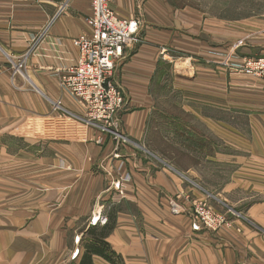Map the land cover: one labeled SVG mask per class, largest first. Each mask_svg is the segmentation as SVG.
Segmentation results:
<instances>
[{
    "label": "crops",
    "instance_id": "0c3cea01",
    "mask_svg": "<svg viewBox=\"0 0 264 264\" xmlns=\"http://www.w3.org/2000/svg\"><path fill=\"white\" fill-rule=\"evenodd\" d=\"M111 2L140 21L112 77L127 100L125 141L86 122L60 86L78 59L73 39L91 31L92 0H0V264H80L101 237L115 260L93 255L94 264H264V78L240 73L246 57L264 55V13L223 19L198 0ZM170 92L193 122L181 130L161 124L179 115ZM178 130L185 142L170 136ZM162 142L180 156L162 155ZM202 200L232 227L195 221ZM98 214L108 224L91 226Z\"/></svg>",
    "mask_w": 264,
    "mask_h": 264
},
{
    "label": "built area",
    "instance_id": "2783aa9c",
    "mask_svg": "<svg viewBox=\"0 0 264 264\" xmlns=\"http://www.w3.org/2000/svg\"><path fill=\"white\" fill-rule=\"evenodd\" d=\"M87 23L91 31L73 39V45L78 49V59L61 73L60 86L81 102L86 122L97 126L103 133H111L117 140L125 141L117 127L118 115L126 107L127 100L112 77L116 61L138 35L140 21L137 18L120 17L112 7L111 0H92V13ZM23 66V62L17 63L15 70L20 71ZM240 73L264 78V56L246 57ZM113 186L120 196H125L122 178ZM171 205L175 213L183 210L176 201H172ZM192 217L210 231L232 227L229 216L207 200L197 201L193 205ZM108 221L103 214L93 215L90 225H106Z\"/></svg>",
    "mask_w": 264,
    "mask_h": 264
},
{
    "label": "rangeland",
    "instance_id": "374dc122",
    "mask_svg": "<svg viewBox=\"0 0 264 264\" xmlns=\"http://www.w3.org/2000/svg\"><path fill=\"white\" fill-rule=\"evenodd\" d=\"M207 0H198L194 6H197L198 8L200 7L203 11L207 12L208 14H219L221 18H241L244 16H255V17H260L264 13V0H221L219 4L211 3V1H208L207 3L205 2ZM227 20V19H226ZM238 51V49H237ZM261 56V55H257ZM255 56V57H257ZM264 56V55H262ZM169 96V104H167V107L169 105L170 108H175L174 111H176L179 115L175 116H162L160 118L161 124L164 127V125H168L169 123H176L181 130V125H186L190 123L192 120L190 117L187 115L183 114L181 115L180 112V99H179V93L178 94H172L171 92L168 93ZM163 106V105H162ZM165 107V106H164ZM163 107V108H164ZM164 110V109H163ZM245 116L243 113H240L238 110V115H237V123L238 124H243L245 123ZM193 124V122H191ZM169 126V125H168ZM171 132V131H170ZM169 132V133H170ZM165 134V132H163ZM170 136H173V140L177 141L178 143L182 141H186L189 136H185L182 131H175L170 133ZM158 139V138H157ZM193 139V137H192ZM159 139L157 140V142ZM158 144V143H157ZM157 150L162 154V155H170L172 153L173 156L175 154L177 155L179 152V148H170V147H165L162 144ZM166 152V154H165ZM171 152V153H170ZM179 155V154H178ZM180 156V155H179Z\"/></svg>",
    "mask_w": 264,
    "mask_h": 264
},
{
    "label": "trees",
    "instance_id": "16d2710c",
    "mask_svg": "<svg viewBox=\"0 0 264 264\" xmlns=\"http://www.w3.org/2000/svg\"><path fill=\"white\" fill-rule=\"evenodd\" d=\"M86 250L83 254L80 264H94L93 255H99L103 258L114 262V257L112 253L108 252V243L101 237L90 243H87L85 246Z\"/></svg>",
    "mask_w": 264,
    "mask_h": 264
}]
</instances>
